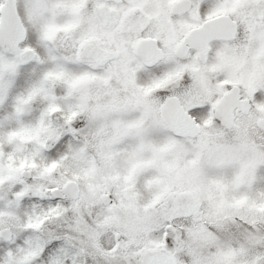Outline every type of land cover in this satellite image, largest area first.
<instances>
[{
	"label": "snow or ice",
	"instance_id": "6c2138e0",
	"mask_svg": "<svg viewBox=\"0 0 264 264\" xmlns=\"http://www.w3.org/2000/svg\"><path fill=\"white\" fill-rule=\"evenodd\" d=\"M0 264H264V0H0Z\"/></svg>",
	"mask_w": 264,
	"mask_h": 264
},
{
	"label": "flooded vegetation",
	"instance_id": "af4514ba",
	"mask_svg": "<svg viewBox=\"0 0 264 264\" xmlns=\"http://www.w3.org/2000/svg\"><path fill=\"white\" fill-rule=\"evenodd\" d=\"M221 15H223V13H221Z\"/></svg>",
	"mask_w": 264,
	"mask_h": 264
},
{
	"label": "water",
	"instance_id": "95a60500",
	"mask_svg": "<svg viewBox=\"0 0 264 264\" xmlns=\"http://www.w3.org/2000/svg\"><path fill=\"white\" fill-rule=\"evenodd\" d=\"M229 111H231V110L229 109Z\"/></svg>",
	"mask_w": 264,
	"mask_h": 264
}]
</instances>
